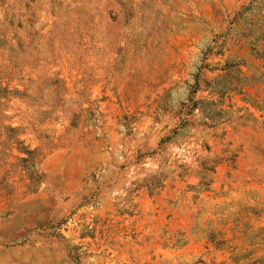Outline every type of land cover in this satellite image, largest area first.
I'll return each mask as SVG.
<instances>
[{"label": "rangeland", "instance_id": "rangeland-1", "mask_svg": "<svg viewBox=\"0 0 264 264\" xmlns=\"http://www.w3.org/2000/svg\"><path fill=\"white\" fill-rule=\"evenodd\" d=\"M0 264H264V0H0Z\"/></svg>", "mask_w": 264, "mask_h": 264}]
</instances>
